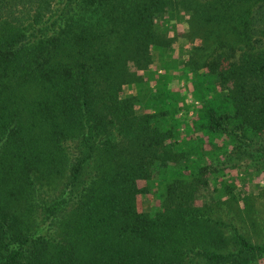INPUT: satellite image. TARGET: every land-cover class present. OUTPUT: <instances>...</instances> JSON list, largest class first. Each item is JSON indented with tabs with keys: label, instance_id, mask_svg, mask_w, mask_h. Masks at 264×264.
<instances>
[{
	"label": "trees",
	"instance_id": "16d2710c",
	"mask_svg": "<svg viewBox=\"0 0 264 264\" xmlns=\"http://www.w3.org/2000/svg\"><path fill=\"white\" fill-rule=\"evenodd\" d=\"M254 168L264 0H0V264H264Z\"/></svg>",
	"mask_w": 264,
	"mask_h": 264
},
{
	"label": "rangeland",
	"instance_id": "374dc122",
	"mask_svg": "<svg viewBox=\"0 0 264 264\" xmlns=\"http://www.w3.org/2000/svg\"><path fill=\"white\" fill-rule=\"evenodd\" d=\"M174 23L176 29L170 32V36H175L176 53L182 56L183 52L189 49L194 42L200 41L187 31L185 18L175 20ZM156 61L158 65V57ZM174 86L181 88L185 94H190L187 80L176 79ZM188 100L193 102L191 95H189ZM194 104H198V102H194ZM194 112L195 109L191 108L189 116H194ZM253 170L242 184L239 183L241 196L223 204L224 206L214 216H220L224 222L239 227L250 238L257 241L264 240V171L258 172L255 168ZM245 173L244 171L242 174L245 176ZM142 201L145 209L154 208L157 204L155 194L146 195Z\"/></svg>",
	"mask_w": 264,
	"mask_h": 264
}]
</instances>
